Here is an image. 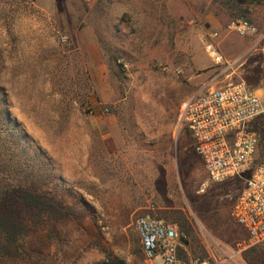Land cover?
<instances>
[{
  "label": "rangeland",
  "instance_id": "obj_1",
  "mask_svg": "<svg viewBox=\"0 0 264 264\" xmlns=\"http://www.w3.org/2000/svg\"><path fill=\"white\" fill-rule=\"evenodd\" d=\"M225 1L0 0V178L68 212L6 264H165L144 254L145 215L177 227L185 260L264 264L230 215L243 181L212 182L181 123L204 87L243 81L264 100V44L225 31ZM244 2L261 32L264 0Z\"/></svg>",
  "mask_w": 264,
  "mask_h": 264
},
{
  "label": "built area",
  "instance_id": "obj_2",
  "mask_svg": "<svg viewBox=\"0 0 264 264\" xmlns=\"http://www.w3.org/2000/svg\"><path fill=\"white\" fill-rule=\"evenodd\" d=\"M225 31L255 38L254 47L264 44V29L260 32L249 20H232ZM263 115L264 100L243 81L204 87L185 102L181 113L211 181H243L230 215L247 233L249 246H264V135L255 129ZM136 230L148 260L161 256L165 264H206L180 257L183 245L174 225L145 215L137 219Z\"/></svg>",
  "mask_w": 264,
  "mask_h": 264
},
{
  "label": "trees",
  "instance_id": "obj_3",
  "mask_svg": "<svg viewBox=\"0 0 264 264\" xmlns=\"http://www.w3.org/2000/svg\"><path fill=\"white\" fill-rule=\"evenodd\" d=\"M257 1L249 0L251 4ZM221 3L236 10L238 13V18L236 19H246L248 16V12L240 8L242 4H245L244 0H233V3H230L228 0ZM11 119L7 97L2 92V94L0 93V157L6 147V143L5 145H1V137L12 125ZM255 129L263 135L264 127L261 124ZM12 141L18 145L20 140ZM14 149L17 148L15 147ZM0 161H2L1 158ZM13 166L17 169L22 165L19 167L18 162H14ZM67 213L65 208L52 198L48 196L42 197L37 194L34 185L32 186L31 184V188L26 190L17 189L6 178H0V264H6L19 255L21 241L29 236L35 224L64 217ZM181 229L187 235L190 234L189 228H187L184 222L181 223ZM181 241L183 245H188L186 238L182 237ZM181 251L182 249L179 250V254ZM113 264H126V262L124 260H117Z\"/></svg>",
  "mask_w": 264,
  "mask_h": 264
}]
</instances>
